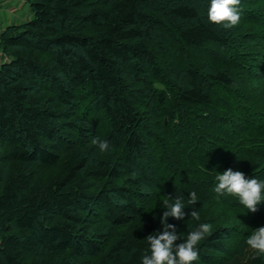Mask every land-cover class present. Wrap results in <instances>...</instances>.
Here are the masks:
<instances>
[{
    "label": "trees",
    "instance_id": "1",
    "mask_svg": "<svg viewBox=\"0 0 264 264\" xmlns=\"http://www.w3.org/2000/svg\"><path fill=\"white\" fill-rule=\"evenodd\" d=\"M27 1L31 17L0 33V264H141L166 211L144 210L145 185L243 212L217 225L197 201L200 221L168 219L184 239L210 223L193 264H222L226 238L251 228L237 197H217L216 177L231 168L264 180V82L240 90L247 54L201 11L210 0ZM243 18L264 30L263 5ZM194 48L218 66L198 64Z\"/></svg>",
    "mask_w": 264,
    "mask_h": 264
},
{
    "label": "clouds",
    "instance_id": "2",
    "mask_svg": "<svg viewBox=\"0 0 264 264\" xmlns=\"http://www.w3.org/2000/svg\"><path fill=\"white\" fill-rule=\"evenodd\" d=\"M239 3L240 0H210L209 22L222 26L226 31L234 29L241 19ZM91 144L98 147L100 152L110 150V141L107 139L94 137ZM216 180L218 183L214 191L217 197L225 194L237 197L248 212L255 213L258 205L264 202V180L246 178L243 172L233 171L231 168L218 175ZM197 201L199 198L195 191L189 193L186 201L179 196H168L163 201V209L166 211L160 218L162 231L145 237L148 249L142 256L141 264H193L199 258L197 246L212 234L213 226L210 223H200L184 239L177 232L176 226L168 223L169 217L182 221L186 215L193 221H200V211L194 207ZM186 208H192V211L186 213ZM245 243L257 254H264V226L256 228Z\"/></svg>",
    "mask_w": 264,
    "mask_h": 264
},
{
    "label": "rangeland",
    "instance_id": "3",
    "mask_svg": "<svg viewBox=\"0 0 264 264\" xmlns=\"http://www.w3.org/2000/svg\"><path fill=\"white\" fill-rule=\"evenodd\" d=\"M157 1H151V4H155ZM158 5V4H157ZM156 5V6H157ZM264 6V0H240V3L238 5L239 11H240V22L239 24L234 28L230 30H225L222 26L219 25L221 30L224 32L222 34L228 35L229 40H231L232 46H238L243 49L244 53L247 54V64L250 66V70L246 71V74H243V76H239L238 80L242 81L243 84L240 85V90L242 92H245L244 94L248 93L247 88H249L250 84H252L254 87H260L262 82H264V41L258 40L260 35H263L264 30L262 27L259 26V24L254 21L250 20L244 17V12H246V9H252L257 10L260 9L261 6ZM21 9H23L24 17L28 16L31 17L32 12L30 9H28L27 4L23 3ZM210 3L201 9V11L208 13ZM162 9V8H161ZM202 13V12H201ZM249 17L252 18V16L249 14ZM255 36V38L253 37ZM163 43H161L162 45ZM212 49H216L217 51L220 50L218 46H215L213 44L210 45ZM158 52V55L162 61V56H164L161 52L160 46L154 50L155 52ZM194 59L197 61L198 64L202 65L204 64L208 69L214 68L213 66H218L216 62H213L209 56H207L206 51L204 49L194 48L193 49ZM180 53V52H179ZM3 58V52L2 48L0 46V63ZM174 60L178 61L177 63L183 66L182 64V58H174ZM263 74L260 76H255L251 74V72ZM258 90H253L252 93L256 92ZM168 119L165 118V121ZM168 122V121H167ZM96 135L99 136V132L96 133ZM110 150L113 152L114 150L110 146ZM117 152V151H116ZM153 160V159H152ZM155 162L153 165L148 166V171L152 173L154 169V165L158 160H154ZM137 162H135L136 164ZM137 169V167H136ZM138 170V169H137ZM56 171L55 168L52 167H46L44 168V174L49 175ZM172 171V170H170ZM152 178H157V173L151 174ZM144 190L146 192L148 191L150 194V201L149 203L144 205V210L147 212H153L157 209L159 203L163 202L165 199H168V196H171L170 194L162 193V194H156L153 190V188L144 186ZM220 197V196H219ZM210 198L214 200H200L199 203H202L203 205H208L211 210V216H217V220L215 221L218 224H227L228 221L234 223L241 221V218L243 216V212H241L237 207H229L227 204L223 203L221 200H217L216 198L210 196ZM222 202V203H221ZM258 205V210L255 213L249 212L248 215V228H251L253 231L260 227L264 226V216H258V213H260ZM246 229V230H247ZM251 229L249 230V234L251 233ZM241 234V232L239 233ZM248 234V236H249ZM226 240L228 241L229 250L225 251L224 253H217L222 254L220 255L221 258H224V260H221L222 264H246V257L249 253L253 252L254 250H251L247 247L245 241L246 238L243 239L241 235L238 237L229 238ZM249 252V253H248ZM248 253V254H247ZM264 255V254H263Z\"/></svg>",
    "mask_w": 264,
    "mask_h": 264
},
{
    "label": "crops",
    "instance_id": "4",
    "mask_svg": "<svg viewBox=\"0 0 264 264\" xmlns=\"http://www.w3.org/2000/svg\"><path fill=\"white\" fill-rule=\"evenodd\" d=\"M23 3H26L27 8L30 9L27 0H0V33L7 25L18 24L30 18L28 16L24 17L23 9H21ZM5 59L6 57L3 54L1 63Z\"/></svg>",
    "mask_w": 264,
    "mask_h": 264
}]
</instances>
